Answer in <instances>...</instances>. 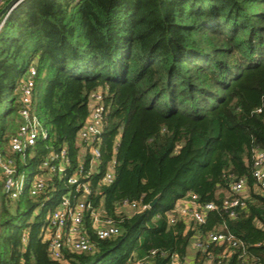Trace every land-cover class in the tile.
<instances>
[{"label": "trees", "instance_id": "16d2710c", "mask_svg": "<svg viewBox=\"0 0 264 264\" xmlns=\"http://www.w3.org/2000/svg\"><path fill=\"white\" fill-rule=\"evenodd\" d=\"M32 66L33 111L47 138L22 156L10 151L9 139ZM94 92L106 125L85 200L120 234L98 239L86 216L93 250L52 258L41 231L45 215L74 189L54 176L45 194L12 200L0 171V264H123L151 250L152 264H169L160 253L183 257L189 235L181 224L168 225L165 211L188 193L220 203L238 178L246 180V206L225 222L264 264V247L255 245L264 241V195L251 174L254 150H264V0L22 1L0 29V156L31 174L50 151L65 147L71 172ZM111 156L114 179L101 184L98 169ZM83 165L89 169L88 157ZM157 196L139 214L121 209ZM223 216L209 212L203 227Z\"/></svg>", "mask_w": 264, "mask_h": 264}, {"label": "built area", "instance_id": "2783aa9c", "mask_svg": "<svg viewBox=\"0 0 264 264\" xmlns=\"http://www.w3.org/2000/svg\"><path fill=\"white\" fill-rule=\"evenodd\" d=\"M5 1L0 0V8ZM3 21L4 19L0 21V29ZM35 74L34 68L29 69L28 77L20 87L19 125L9 139L10 151L22 156L28 147L47 138V128L33 111ZM105 125L102 97L99 92H94L89 101V117L78 132V142L81 146L79 163L71 172H69L71 163L65 147L50 151L39 165L40 171L31 174L18 173L11 158L0 156L3 192L12 200L20 199L25 193L33 196L45 194L50 186L48 179L54 176L74 189L73 198L71 195L73 192L60 195L58 203L49 212L46 227L43 226L41 230L48 243L49 254L54 259H61L66 250L78 253L93 250V244L82 226L86 216L89 217L98 239L114 238L120 234V228L113 220L103 217L99 210L85 200L91 192L89 176L93 169L101 164ZM86 157L89 161L88 170H85L83 165ZM115 164L116 161L111 156L105 163L103 171L98 169V172L102 173L101 184L107 185L113 181ZM251 166L252 177L258 185L259 192L264 195V150H254ZM247 190L246 180L238 178L230 183L227 195L220 203H202L195 194L190 193L178 199L165 214L168 225L181 224L182 235H189L186 254L181 257L177 253L161 252V256H166L169 264H260L256 262V258L249 255L247 246L229 230L225 222L226 217L233 219L238 211L245 208ZM149 207V204L142 203L140 199L121 205L124 212L129 210L132 214H139ZM209 212L224 215V218L222 222L205 229L203 226L207 223ZM255 245L264 247V241ZM155 253V250H151L143 257H137L132 253L123 264H152Z\"/></svg>", "mask_w": 264, "mask_h": 264}, {"label": "water", "instance_id": "95a60500", "mask_svg": "<svg viewBox=\"0 0 264 264\" xmlns=\"http://www.w3.org/2000/svg\"><path fill=\"white\" fill-rule=\"evenodd\" d=\"M22 0H9L6 5L0 10V21L4 19L9 12H11ZM158 201V196L155 197L149 204L150 207H153Z\"/></svg>", "mask_w": 264, "mask_h": 264}, {"label": "rangeland", "instance_id": "374dc122", "mask_svg": "<svg viewBox=\"0 0 264 264\" xmlns=\"http://www.w3.org/2000/svg\"><path fill=\"white\" fill-rule=\"evenodd\" d=\"M8 1H9V0H6V1L3 3V5H2V7H1L0 9H2V8L6 5V3H7ZM22 1H24V0H22ZM22 1H21V2H22ZM21 2H20V3H21ZM20 3H19V4H20ZM19 4H18V5H19ZM18 5H17V6H18ZM17 6H16L14 9H16ZM14 9H13V10H14ZM255 9H257V7H256ZM13 10H12V11H13ZM10 13H11V12H9L8 15H9ZM8 15L4 18V21L7 19ZM4 21H3V24H4ZM2 26H3V25H2ZM31 68H34V67H33V66L30 67V70H31ZM27 77H28V72H27V74H26L25 77H24V81L26 80ZM3 193H4V192H3ZM225 193H226V192H225ZM42 205H43V204H42ZM42 205H41V206H42ZM41 206L37 208V210L35 211V213H39V212H40V209L42 208ZM126 213H130V214H132L131 211H129V210H128ZM48 218H49V212H47L46 215H45V219H44L45 224L48 222Z\"/></svg>", "mask_w": 264, "mask_h": 264}]
</instances>
